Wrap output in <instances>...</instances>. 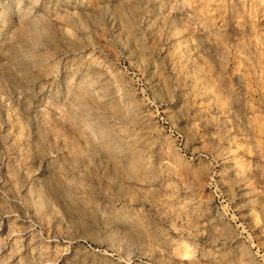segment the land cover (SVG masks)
Masks as SVG:
<instances>
[{"label":"rangeland","instance_id":"rangeland-1","mask_svg":"<svg viewBox=\"0 0 264 264\" xmlns=\"http://www.w3.org/2000/svg\"><path fill=\"white\" fill-rule=\"evenodd\" d=\"M0 264H264V0H0Z\"/></svg>","mask_w":264,"mask_h":264},{"label":"bare ground","instance_id":"bare-ground-1","mask_svg":"<svg viewBox=\"0 0 264 264\" xmlns=\"http://www.w3.org/2000/svg\"><path fill=\"white\" fill-rule=\"evenodd\" d=\"M42 23V22H41ZM42 25V24H41ZM40 25V26H41ZM42 27V26H41ZM43 28V27H42ZM104 138H106V139H108L107 141H109V140H112V142H110L112 145H113V149H116L117 151H119L120 152V150H121V147H122V142H121V140L118 138V137H112L111 135H109V134H105L104 135ZM107 143V142H106ZM122 149H124V148H122ZM124 151V150H123ZM123 163V162H122ZM124 163H126V162H124ZM128 163V162H127ZM134 163V162H133ZM137 165H138V163L137 162H135ZM130 164V163H129ZM126 165H128V164H126ZM134 165V164H133ZM137 165H135V166H137ZM132 166V165H131ZM124 167V166H123ZM128 167L129 166H127V168H125V169H128ZM138 167V166H137ZM133 168V167H132ZM139 168V167H138ZM134 170H135V167H134ZM136 170H138V169H136ZM113 176V175H112ZM144 182V181H143ZM141 184V183H140ZM142 185V184H141Z\"/></svg>","mask_w":264,"mask_h":264}]
</instances>
